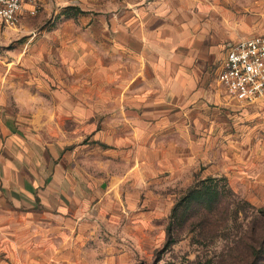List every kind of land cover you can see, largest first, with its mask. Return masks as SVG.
I'll return each instance as SVG.
<instances>
[{"label":"crops","instance_id":"crops-1","mask_svg":"<svg viewBox=\"0 0 264 264\" xmlns=\"http://www.w3.org/2000/svg\"><path fill=\"white\" fill-rule=\"evenodd\" d=\"M228 1L135 0L101 22L98 37L91 21L69 23L75 31L59 37L51 75H28L22 55L9 62L23 63L0 72V195L14 218L40 215L41 227L50 212V222L75 228L77 244L92 236L88 214L134 217L149 179L196 169L203 141L216 144L210 172L246 163L235 141H249L257 109L238 107L253 102L228 95L218 74L227 49L252 34L237 35ZM170 134L178 147L156 146ZM2 232L0 264H28Z\"/></svg>","mask_w":264,"mask_h":264},{"label":"rangeland","instance_id":"rangeland-1","mask_svg":"<svg viewBox=\"0 0 264 264\" xmlns=\"http://www.w3.org/2000/svg\"><path fill=\"white\" fill-rule=\"evenodd\" d=\"M134 1L34 0L35 13L24 12L16 24L0 31V72L9 69L10 64L22 65L21 62L9 63L22 55L27 59L23 69L28 75H34V71L40 69L51 75L57 41L62 34L67 37L75 31L73 23L91 21L97 24L92 33L98 37L101 33L99 24L110 22L114 13L120 15ZM227 4L235 12L230 16L235 18L237 35L264 33V0H229ZM43 75L48 85L55 84L51 77L48 79L46 74ZM236 105L257 109L250 120L253 132L249 133V141H235L239 147L236 153L239 157L244 156L246 163H236L229 173L210 172L217 152L216 144L203 141L204 160L196 169L182 173L175 168L172 173H159L149 179V189L139 192L134 217H109L107 222L102 217L88 214L93 222L88 219L92 226L86 228L93 231L92 236L82 238L77 244L71 237L75 228L67 232L63 222H50V212H43L44 221L40 227V215L14 218L7 198L0 195L3 245L8 242L24 247L22 252L28 264H264V251L256 261H242L252 225V229L254 226L260 228L263 222L258 224L256 220L264 219L260 212L264 210V96L253 104L236 102ZM113 128L109 126L108 133L115 134ZM120 129L127 143L131 139V127H117L118 136ZM240 136L241 132H238L236 137L239 139ZM165 139L156 142V146L161 143L167 148L173 143L178 147L174 134ZM128 146L124 145L125 154ZM221 153L226 158L227 151L224 149ZM208 176L222 179L217 181L220 199L212 210L207 211L206 217L194 212L172 215L173 205L186 189ZM4 255L0 252V257L4 258Z\"/></svg>","mask_w":264,"mask_h":264},{"label":"built area","instance_id":"built-area-1","mask_svg":"<svg viewBox=\"0 0 264 264\" xmlns=\"http://www.w3.org/2000/svg\"><path fill=\"white\" fill-rule=\"evenodd\" d=\"M23 11L35 13L34 0H0V29L16 24ZM218 79L226 93L239 102L263 97L264 34H252L231 45Z\"/></svg>","mask_w":264,"mask_h":264},{"label":"trees","instance_id":"trees-1","mask_svg":"<svg viewBox=\"0 0 264 264\" xmlns=\"http://www.w3.org/2000/svg\"><path fill=\"white\" fill-rule=\"evenodd\" d=\"M220 179L222 178L208 176L194 182L175 202L171 209V214L176 215L181 213L183 215V213L194 212L202 217H206L207 211L212 210L220 199L221 192L217 184V181ZM228 191L233 193L231 188H228ZM260 212L262 215L264 214V210L261 209ZM256 221H258V224L262 221L263 225L260 228L254 226L253 229L252 225L251 236L249 235V240L246 239L245 241L247 251H244L245 259H242V261L244 260L243 262L258 260L263 254L262 251H264V248H262V244H264V219L259 218ZM169 233L170 229H168Z\"/></svg>","mask_w":264,"mask_h":264}]
</instances>
